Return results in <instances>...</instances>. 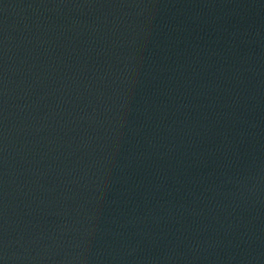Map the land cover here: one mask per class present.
I'll return each mask as SVG.
<instances>
[{
    "label": "water",
    "instance_id": "95a60500",
    "mask_svg": "<svg viewBox=\"0 0 264 264\" xmlns=\"http://www.w3.org/2000/svg\"><path fill=\"white\" fill-rule=\"evenodd\" d=\"M0 264H264V0H0Z\"/></svg>",
    "mask_w": 264,
    "mask_h": 264
}]
</instances>
